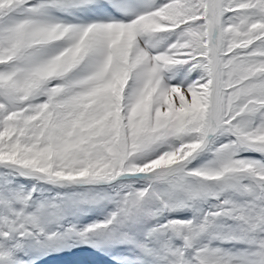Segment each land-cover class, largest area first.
Wrapping results in <instances>:
<instances>
[{
    "label": "snow or ice",
    "instance_id": "snow-or-ice-1",
    "mask_svg": "<svg viewBox=\"0 0 264 264\" xmlns=\"http://www.w3.org/2000/svg\"><path fill=\"white\" fill-rule=\"evenodd\" d=\"M0 264H264V0H0Z\"/></svg>",
    "mask_w": 264,
    "mask_h": 264
}]
</instances>
